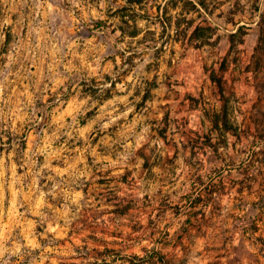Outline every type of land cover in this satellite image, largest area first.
Listing matches in <instances>:
<instances>
[{"label":"clouds","instance_id":"9594fccd","mask_svg":"<svg viewBox=\"0 0 264 264\" xmlns=\"http://www.w3.org/2000/svg\"><path fill=\"white\" fill-rule=\"evenodd\" d=\"M0 264H264V0H0Z\"/></svg>","mask_w":264,"mask_h":264},{"label":"rangeland","instance_id":"374dc122","mask_svg":"<svg viewBox=\"0 0 264 264\" xmlns=\"http://www.w3.org/2000/svg\"><path fill=\"white\" fill-rule=\"evenodd\" d=\"M199 34H201V35H202L203 33H199Z\"/></svg>","mask_w":264,"mask_h":264}]
</instances>
